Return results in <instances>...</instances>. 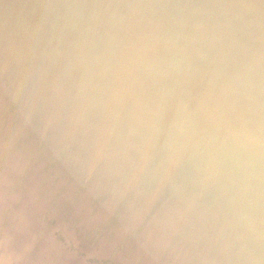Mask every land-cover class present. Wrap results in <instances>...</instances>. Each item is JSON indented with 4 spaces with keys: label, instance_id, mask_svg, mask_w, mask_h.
I'll return each mask as SVG.
<instances>
[{
    "label": "bare ground",
    "instance_id": "obj_1",
    "mask_svg": "<svg viewBox=\"0 0 264 264\" xmlns=\"http://www.w3.org/2000/svg\"><path fill=\"white\" fill-rule=\"evenodd\" d=\"M212 1L0 0V264H264V0Z\"/></svg>",
    "mask_w": 264,
    "mask_h": 264
},
{
    "label": "water",
    "instance_id": "obj_2",
    "mask_svg": "<svg viewBox=\"0 0 264 264\" xmlns=\"http://www.w3.org/2000/svg\"><path fill=\"white\" fill-rule=\"evenodd\" d=\"M229 1V3H230V5H232V8H233V10L232 11H234V12H238V8H239V5L235 2V0H228ZM215 5H216V3H217V0H213L212 1ZM214 5V6H215ZM250 8V7H249ZM145 9H143V6L142 5H140V7H139V9H138V12L137 13H141V14H143V11H144ZM143 21V20H142ZM138 27V30L139 31H143V26H137ZM205 27L206 28H209L210 26L209 25H205ZM253 42L255 43V44H259V45H261V46H264V41H261V42H259V41H257V40H253ZM221 69L224 71V68H223V66H221ZM231 73H234L233 71L231 72ZM236 74V73H235ZM258 77V73H256V74H254L252 77L253 78H255V77ZM261 76V75H260ZM237 77H239V75H236L235 76V78H237ZM262 77V76H261ZM250 99V101H251V103L252 104H254L255 106H259L260 104L257 102V98L256 97H251V98H249ZM259 109H257V116H255L254 115V117L253 118H248V117H244V120L245 121H247V122H251V123H253V124H256L257 125V127L258 126H260V125H262V124H259V123H263V119H264V107L262 108V107H258ZM261 108V109H260ZM247 112H249V113H251V114H253V113H255L256 114V112L255 111H253V110H251V109H249ZM262 114V117L260 116ZM258 118V119H257ZM260 118H262V121H261V119ZM263 126V125H262ZM244 147V146H243ZM243 147L241 148L240 147V149L242 150L243 149Z\"/></svg>",
    "mask_w": 264,
    "mask_h": 264
}]
</instances>
